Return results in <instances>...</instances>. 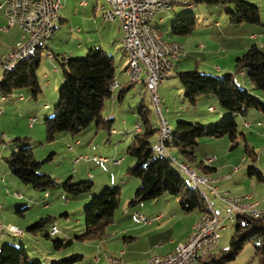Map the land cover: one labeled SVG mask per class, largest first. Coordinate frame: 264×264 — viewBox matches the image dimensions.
Segmentation results:
<instances>
[{
    "label": "rangeland",
    "instance_id": "374dc122",
    "mask_svg": "<svg viewBox=\"0 0 264 264\" xmlns=\"http://www.w3.org/2000/svg\"><path fill=\"white\" fill-rule=\"evenodd\" d=\"M2 1L0 0V3ZM247 1L261 8V15L264 22V0ZM179 2L175 3L172 7L171 14L174 15V18L168 19L165 23L159 25L158 32L165 40L169 38L168 32L171 31L176 16L194 13L200 25L203 24L205 15L210 14V12L214 13L215 17H220L216 7L197 4L196 0H179ZM81 3H86V5H82ZM106 4V0H63V8L59 11V17L62 19V22L58 25V30L53 37V41L50 42L52 51L59 54L65 53L72 48H76L82 42L81 40L84 43L86 42V45H103L104 48H108V44L111 43L108 40L107 30L109 28H107V24L102 21L103 19L101 17L104 12H102L101 6ZM188 5H193V8H188ZM220 10H223V12L226 11L224 8H220ZM3 15L4 10H0V28L7 27V21L3 18ZM221 16L226 17L227 22H230V14H222ZM205 27L204 29H198L188 39L183 40L186 41L187 45L185 51L189 54L182 61V70L198 69L197 63H201L200 70L204 68L202 66L203 63L214 67L210 69L211 71L215 67L219 68L222 64L228 66L227 68L229 69V64L232 63L231 68L234 72L237 58V56L235 57V53H241L240 55L242 56L253 45L260 46L261 42L264 41V31L257 30L259 28L257 26H246L238 30L246 31L249 27H254L258 33L262 31V34H258L260 38L252 41L248 38V33L237 32L236 35L239 37H246L245 42L248 45L247 48H226L227 53L225 54L223 50L225 48H215L217 49L215 55L210 56L206 52H210L211 48L200 50L196 48L197 42L206 41V43H211L212 40L224 41L219 39L217 29L214 31L209 25H205ZM211 30L214 31V35L210 36L209 33ZM21 35L22 31L17 26L11 27L4 34H0V57L1 55L9 53L19 42ZM92 46L89 47L91 48ZM259 49L264 52V48L260 47ZM88 50L84 55L77 57L84 59ZM115 56L117 66L116 76L120 78L125 62L120 63L122 59L120 53L117 52ZM55 65L58 71L54 70ZM3 72L4 69L0 61V77ZM36 77L41 90L37 98L33 97L31 88H24L16 91L10 97H7L8 99H4V101L0 99V224L3 226V234H7V232H11L10 234H12L11 227H14V229H22L24 235H10L12 236L10 241L14 242V245L20 248L24 246L28 253L31 254V257L41 259L43 264H51L49 263L50 260H60L74 253L83 254L87 261L95 253L91 243L76 241L75 245L58 250L54 246V241L64 240L66 237H74L82 233L81 230L85 226L84 208L91 198L88 199L87 196L73 197L67 194L62 188L41 191L24 185L11 174L5 158L9 157L12 149L17 145L16 139L21 138L26 139V144L33 148L35 158L43 162L38 170V174L40 175H50L59 182H64L71 177L72 183L91 180L94 182L93 193L96 195L100 194L107 185H114L112 183L120 182L122 179L123 183L120 186V205L114 216L115 225H112L120 227L125 224L126 215L134 210V207L130 208L129 203L134 198L135 191L138 188L135 186L137 179L130 178L128 175V168L134 165L135 160L127 153V149L133 143L137 128L136 125L141 124L138 110L142 103L151 111L150 118L155 128L160 123V130H164V123L161 117L159 120L156 114H159V110L157 107L155 109L152 98L149 95L150 93L144 92L142 88H137L127 93L123 101L117 102L114 107L116 114L114 128L122 135L119 137L112 135L109 143H105L106 141L104 142L100 137L94 139V145L97 144V146H100L97 152H88L86 145L85 147H76L75 141L78 135L73 136L69 133H61L56 136L55 140L48 141L45 119L53 117L54 115L55 107L59 102L60 89L63 81L61 64L59 61H56L55 64L49 62V50L46 49V45L43 46L41 52ZM237 80L241 88L247 89L264 103V92L255 89L248 77L238 75ZM169 85L168 83L161 84L158 92L161 99V112L169 125L172 126V129H175L179 121L204 123L202 120L205 117H210L211 120H207L210 121V124L205 125L206 129L209 130L223 116L222 112L224 111L220 108L218 101L214 102L200 99L201 101L199 100L196 106L192 107L187 103L184 104L180 99V97L182 98L181 90L183 91V88L178 79L176 80V86L171 84L172 86L169 89ZM19 96H23V99L20 100ZM211 105L216 108L214 113H210L209 111ZM45 106L48 109H45ZM131 109L135 111L131 113ZM31 118H36L32 127H30L29 123ZM195 118L199 120L196 121L194 120ZM230 118L236 120L238 124V145L235 148H231V142L226 136L221 138L203 137L199 139L196 155L198 160L204 162L205 165L217 168V172L211 176L214 177L215 181L220 182L219 184H215L219 194H229L232 197L240 196L242 198L244 196L243 193H248L254 195L257 201H261L262 203L264 202V182L258 180L255 176L248 175V168L253 164L247 150L251 148L255 151L257 160L254 165L264 174V112L251 109L245 116L236 115ZM245 123L249 125L245 126ZM115 145L119 151L117 154L114 151ZM168 152L173 155L172 157L174 159H178L179 164H184L185 159L175 148L168 147ZM95 155L106 158L110 162L104 164L98 163L93 160ZM50 156L51 159H48ZM115 156H118L123 161L119 168L113 167L114 164L112 165V160H114ZM79 158L81 159L79 160ZM187 165L193 168L191 165ZM172 167L178 170L176 166L172 165ZM234 167L241 168L238 174L241 180L238 182L236 181L238 179L237 176L229 179L224 178L228 173L230 175L232 174ZM193 169L197 173L196 175L206 176L212 180L209 176L200 173L197 168ZM178 171L186 184L193 187L194 183L188 174L180 170ZM203 189L208 195L209 191L206 188ZM19 194L23 197V202L16 198ZM85 198L86 201H83ZM170 198L172 200L170 202L172 203L171 207L177 206L179 208L178 200L176 201L172 197ZM208 198L211 204L214 205L213 208L216 210L214 211L225 217L227 214V206L225 203L217 198L220 203L218 204V202H215L216 197L214 198L210 195H208ZM21 202H26L29 206L24 218L16 213V206ZM260 208L264 210V204ZM65 213H69L68 218L65 217ZM196 213L195 211L194 214ZM36 215L38 218H35ZM47 217H51L52 221L44 226L37 235L27 231L26 225H30L29 223L32 219H36L34 221L36 222L39 219ZM15 223L19 226L14 225ZM182 224V227H184L186 221L182 222ZM53 227L59 229L60 233L54 232L52 234ZM110 228L112 227L109 226L106 229L107 236ZM234 231V223L225 224L224 229L219 234L220 244L218 253L229 248ZM46 235L50 237L47 238ZM179 245L181 244L177 246ZM111 256L115 255L112 254ZM227 264H258V259L254 257L252 242L248 241L237 255L235 261L228 262Z\"/></svg>",
    "mask_w": 264,
    "mask_h": 264
},
{
    "label": "trees",
    "instance_id": "16d2710c",
    "mask_svg": "<svg viewBox=\"0 0 264 264\" xmlns=\"http://www.w3.org/2000/svg\"><path fill=\"white\" fill-rule=\"evenodd\" d=\"M196 3L226 9L231 15L230 21L233 24L261 23L260 9L247 0H196ZM196 25L194 13L176 16L168 36L171 38L189 36L196 29ZM42 49L43 45L40 44L32 59L20 61L11 72L4 70L0 81L1 97L7 98L16 91L31 88L33 97L37 98L41 90L37 82L36 70L40 64ZM58 61L62 67L63 83L54 115L45 119L48 141L55 140L61 133L80 135L92 125L110 132L112 120L103 118V110L107 101L113 98V89L116 87L117 66L113 56L101 47H93L88 50L84 59L63 58ZM240 73L248 77L255 89L264 92V52L256 45L236 59L233 73L221 76L211 75L198 69L177 73L183 88V97L188 105L194 107L202 97H214L226 114L209 130L199 122L179 121L174 130L169 125L171 133L167 147L175 148L185 159L184 164L201 169L203 175L215 169L198 160L196 150L199 139L226 136L231 142V148H235L238 145L239 129L236 120L230 117L245 116L251 109L264 112V103L247 89L241 88L236 81V76ZM133 85L134 83L130 82L129 86L121 89L117 95L119 102L123 101L128 89ZM138 114L141 121V124H138L140 131L135 134L127 153L135 160L134 165L128 168V174L138 179L140 185L129 203L130 207L170 195L179 198V204L184 213L198 211L202 214L206 211L207 205L199 190L195 186L190 187L186 184L178 171L180 169L173 163L170 153L161 155L157 151L158 144L154 145L153 137L158 132L159 139L160 126L154 127L150 118L151 111L142 104ZM16 142L17 145L9 157L5 158V162L11 174L21 183L35 190L47 191L62 188L73 197L91 196L84 208V233L76 236L75 239L55 240V248L59 250L72 246L75 240L85 243L104 239L107 236L106 229L113 222L115 213L119 209L121 188L107 186L100 194L93 195L94 182L91 180L72 183L71 177L64 182H59L50 175H40L38 170L43 162L35 158L33 148L26 144V139L17 138ZM247 153L253 164L248 168V175L255 176L264 182V174L254 165L257 154L251 148H248ZM48 159H51V156ZM51 221V217L39 219L29 225L27 231L37 235ZM234 224L235 231L229 248L219 253L212 252L208 258L201 259L200 264L233 262L248 241L252 242L254 257L258 259V264H264V216L257 218L250 215L238 216ZM46 237L50 236L46 235ZM82 260V254L74 253L49 263L77 264ZM0 264H43V262L41 259L31 257L24 246L20 248L7 242L0 247Z\"/></svg>",
    "mask_w": 264,
    "mask_h": 264
},
{
    "label": "crops",
    "instance_id": "0c3cea01",
    "mask_svg": "<svg viewBox=\"0 0 264 264\" xmlns=\"http://www.w3.org/2000/svg\"><path fill=\"white\" fill-rule=\"evenodd\" d=\"M3 4H4V0L2 1V3H0V10H4ZM81 4L86 5V3H81ZM213 7H215V6H213ZM257 7L260 9V14H261L262 13L261 8L259 6H257ZM61 8H63V0H62ZM188 8H193V5H191V7H188ZM101 9H102V12L105 9H108V4L102 5ZM172 9L173 8H171V10H169V11H164V12L159 13L153 19L152 25L155 29H157V31L159 30L158 28H159L160 24L165 23L168 19L174 18V15L171 14ZM216 9H218L217 12H218L220 17H218V16L215 17L214 13L210 12V14H206L205 17L203 18V24L202 25L199 24V22L197 21V17H196L197 25H196V29L194 30V32H196L198 29L206 28L205 25H209L213 28L214 31L216 29L218 30L219 39L224 41V42H221V41L219 42L218 40H216V41L212 40L211 43H208V42L206 43V41L197 42L196 48H198L200 50H206L207 48H211L210 52H206L207 55H210V56L215 55V52L217 50L215 48H225V49H223L224 54L227 53L226 48H247L248 45H246V42H245L246 37L245 36L239 37L238 35H236L237 32H242V33H246V34L248 33L249 34L248 38L252 41H255V40H258V38H260V36L258 34H262V31H264V22H263L262 15H261V23L260 24H255V25L247 24V23L233 24V23H231V21L227 22L226 17L221 16L222 14H229L227 10L223 12V10H220V7H216ZM3 16H4L3 18L6 20L5 15H3ZM195 16H196V14H195ZM216 18H218L217 21H216ZM61 22H62V19L60 18L59 22L56 24V28H55L54 33L42 42V45L43 46L46 45V49L49 50V62H51L52 64H55L56 61L58 62V59L62 60L63 58H78L77 56L84 55L86 53L87 49H90L89 46H92V45H86V42L84 43V41L81 40L82 42L79 43L76 46V48H72L70 51H67L65 53L59 54V53H55V51H52V46L50 45V42L53 41V37L55 36L56 31L58 30V25ZM106 24H107V28H109V30H107L108 40L111 41V43L108 44L109 47L104 48L103 45L93 44V46L91 48L101 47L109 55L113 56L114 60H116L115 54H117V52H118L122 55V59L120 60L121 61L120 63L125 62V64H124V67L122 68V75L120 76V78L116 76V85H115L116 87L113 89V91H114L113 98H111L110 101L109 100L107 101L105 108L103 110V118L105 120H112L111 121V125H112L111 131L107 132L105 130L99 129L95 125H92L85 132L78 135L76 138L75 146L76 147H78V146H84L85 147V145H86L87 146L86 149L88 152H97L100 148V146H97V144L94 145V139H97L98 137H100L104 142L106 141L105 143H109L111 138H112V135L118 136V137L120 135H122L121 133H119L114 128V123L116 121V114L114 112V110H115L114 107H115L116 103L119 102L117 100V95L119 94L121 89L123 87H127L130 85V81H129L127 75L124 73L125 69L127 67V64H128V58H127V55H126L125 50H124V43H123V35L124 34L122 31V28L118 22H114V23H107L106 22ZM246 26H257V27H259V28H257V30H262V31H261V33H258V31H255L256 28H254V27H249V29H247L246 31L238 30V29L246 27ZM107 28H105V29H107ZM9 29H11V28H6L5 30H0V34L6 33ZM213 30L210 31V33H209L210 36L214 35ZM169 33L170 32H168V34ZM191 35L186 36V37H172V38L169 37L168 39H166V40L178 41L179 43H181L184 46V55L181 57V59H179L176 62L175 71L162 82V85H164L166 83L170 84L168 86L169 89L172 86L171 84H173V86H176V80L178 79L177 73L182 72V71H187V70H182V65H183L182 61L186 57H188V54H189L185 51V48L187 47V45H186V41H183V40L188 39V37H190ZM242 35H245V34H242ZM48 41H49V44H48ZM257 47L258 48H260V47L264 48V41L261 42V45L257 46ZM0 51H1V47H0ZM240 54L241 53H238V52L235 53V57L236 56H237V58L240 57L241 56ZM3 56L4 55H1V57H0L1 64H2V57ZM50 56H52V59L50 58ZM231 64H229V69L227 68L228 66H226L225 64H222L219 66V68L215 67V69H213V71L210 70L211 68H214V67H210L211 65H206L203 63L202 64V66H204L203 70H200L201 69L200 68L201 63H197L196 65H197L198 70L203 72V73L221 76V75L233 72V69L231 68V66H232ZM54 70L58 71V68L56 65H55ZM238 75H240L242 77H246V75L244 73L237 74V76ZM237 76H236V81L238 82ZM2 77H3V74L0 77V81H1ZM178 81H179V79H178ZM137 88L138 89L142 88L144 92L148 93L146 85L144 82L134 83V85L128 89L127 93H129L130 91L136 90ZM181 92H182L181 93L182 98L180 97V99L183 101L184 104H186V101L183 97V91L181 90ZM0 99L4 101V99H6V98L0 96ZM19 99L22 100L23 96H19ZM201 99L202 100L206 99V101H214V102L217 101L214 97H202ZM9 101H11V100H9ZM162 101L164 102L163 99H162ZM44 108L48 109L46 106ZM211 108H212V110H211ZM134 111L135 110L131 109V113ZM209 111H210V113H214L216 111V108L211 105L209 107ZM222 113H223L222 114L223 116L221 117V119H223L226 115L224 112H222ZM194 120L198 121L199 119L195 118ZM207 120H211V118L205 117L202 120V122H204L202 124H204V125L210 124L209 123L210 121H207ZM35 121H36V118H35ZM219 121H217V122H219ZM33 125H34V123L32 125L30 124V127H32ZM248 125H249L248 123H245V126H248ZM136 126H139V125L137 124ZM157 128H159V124H158ZM171 128H172V126H171ZM172 130H174V129H172ZM136 133H137V130H136L135 134ZM126 135H128V134L126 133ZM154 138L155 139L153 141H154V145L156 146L157 142H158V132L156 133ZM12 151H13V149H12ZM114 151L116 154L119 152L118 147L116 145L114 147ZM170 155L173 156L172 154H170ZM94 157H93V160L98 162V163L104 164V163L110 162L108 159H107V162H101L97 159V158H99L98 156L95 155ZM81 158H79V160ZM87 160H89V158H87ZM114 160H120L121 162L119 165H113ZM114 160H112V165L115 168H119L123 163L122 159L118 158V156H115ZM184 162H186V161H184ZM193 168H195V167H193ZM212 168H214L215 170L209 172V174H206V175L212 179V184H214V186H215V184H219L220 182L215 181L214 177L211 176L213 173L217 172V168H215V167H212ZM197 169L199 170L200 173H202L201 169H199V168H197ZM240 171H241V168L234 167V169L232 170V174L230 175L228 173V175H226L224 178L227 177L229 179V178H232L234 176H237L238 179L236 181L238 182L241 180L240 175H238L240 173ZM129 177L133 178L130 175H129ZM122 183H123V180L121 179L120 182L112 183L114 185H107V186H119L120 187L122 185ZM139 185H140V181L137 179L135 182V186L139 187ZM92 194L94 195L95 193H92ZM208 195L213 196L210 193ZM243 195L249 196L250 200L257 202L259 207H262V204H264V202L261 203V201H257V199L252 194L243 193ZM87 197H88V199H90L91 196H87ZM170 197H172V199H175L176 201L178 200V203H179V198L174 197V196H170V195H166V196H164L158 200L145 201V202H141L138 205H136L134 207V210H132L128 215H126L125 224L123 226H120V227L112 226V225H115L114 224L115 222L113 220V222L109 225L112 228H110V232L108 233V236H106L104 239H101V240L88 241L89 243H91L92 248L95 250L94 255L93 256L91 255V259L86 261L85 256L82 254L83 260L77 264H106L107 258L109 256H111L112 254L115 256H119L121 258L123 264H146L148 261V258L150 256L165 255V254H168L169 252H172L173 250L181 249V247L184 246V242L188 239V236L190 235L193 227L196 226L201 213L198 211H196L197 212L196 214H194L195 211H193L191 213H184L181 210L180 204H179V208H177V206L171 207L172 203H170V202L172 200ZM16 198L19 199V201H22V202L24 201L23 197L20 194ZM242 198H245L246 201L248 202V197H242ZM215 200H216L215 202H218V204H220L217 198ZM83 201H86V198ZM22 202L16 206V209H17L16 213L19 216L24 218L26 215L25 212H26V210L29 209V206L27 205L26 202L25 203H22ZM146 203H149V204H146ZM212 206L214 207V205H212ZM220 206H223V205H220ZM214 210H215V208H214ZM221 210H223V209H221ZM216 214L220 218H224L223 216H221V214H219L217 212H216ZM38 216H40V215H38ZM65 217L68 218L69 213H65ZM35 218H38L37 215L35 216ZM35 220L36 219H32L29 224L30 225L33 224V222ZM184 221H186V224L184 227H182V225H183L182 222H184ZM14 225H17V223H15ZM17 226H19V225H17ZM26 226L28 227L29 225H26ZM19 230H22V229H19ZM84 230H85V226L81 230V232L84 233ZM10 233L7 232V234H2L0 236V247L4 243H7V242L15 244L14 242L10 241L11 237H12L10 235H14L13 233L12 234H10ZM57 233H60L59 229H58ZM82 233H79V234L75 235L74 237H71V236L66 237L65 240L75 239L76 236L81 235ZM22 235H24V232ZM76 241L77 240L74 241L73 245H75ZM178 244H181V245L177 246ZM219 244H220V238H219L218 246L215 248V250L213 252H216V253L218 252ZM51 261H54V260H50L49 262H51Z\"/></svg>",
    "mask_w": 264,
    "mask_h": 264
},
{
    "label": "built area",
    "instance_id": "2783aa9c",
    "mask_svg": "<svg viewBox=\"0 0 264 264\" xmlns=\"http://www.w3.org/2000/svg\"><path fill=\"white\" fill-rule=\"evenodd\" d=\"M108 4L107 22H118L123 31V43H129L133 48V56H142L146 62V70L136 71L133 59L128 62L125 74L129 75L130 82H144L148 92H153V99L156 106L160 107L161 99L159 93L156 92V84H161L174 71L175 62L184 55V46L176 47L169 45L168 47H159L153 45L152 42H146L144 33H137L136 20L138 16H145V30L153 31L152 21L161 12L169 11L179 0H106ZM152 2H160L159 11L147 13V5ZM30 6H37V28L35 33H27L29 23L25 22V13ZM62 6V0H4V15L7 21V27L17 26L21 29L22 35L19 42L2 57L3 69L14 66L18 62V57L24 56L29 50H37V47L44 40L50 37L59 22V11ZM191 7V5H188ZM6 28H0L5 30ZM52 59V56H50ZM162 63H170L171 73H163ZM212 110V108H211ZM1 113V112H0ZM161 119L164 123V130H161L160 149L168 152L167 147V130L168 121L161 112ZM35 119L30 120V124ZM137 132L140 127L137 126ZM101 162H107L105 158H97ZM172 161L179 164V161L172 158ZM120 160H114V165H119ZM180 165V164H179ZM184 170V169H183ZM185 171V170H184ZM192 176V173L185 171ZM192 178L196 184H199L209 191L214 197L225 203L227 206V214L224 218L204 219L198 222V227H193L188 239L184 242V246L179 250H173L165 255H154L150 257L146 264H200L201 259L208 258L209 247L218 246L219 241H215V234H220L226 223H234L236 217L248 215L249 212H258L264 214V210L258 206V203L250 201L248 204H240V196L232 197L229 194H219L214 185H205L198 178ZM227 178V177H226ZM13 234H23V230L11 227ZM58 232L54 227L52 234ZM3 234V226L0 224V236ZM106 264H123L119 256H109Z\"/></svg>",
    "mask_w": 264,
    "mask_h": 264
},
{
    "label": "bare ground",
    "instance_id": "6f19581e",
    "mask_svg": "<svg viewBox=\"0 0 264 264\" xmlns=\"http://www.w3.org/2000/svg\"><path fill=\"white\" fill-rule=\"evenodd\" d=\"M134 1H141V0H134ZM159 9H160V2H152V3H148V5H147V13H154L155 11H159ZM107 15H108V9H105L103 14H102V19H103V21L105 23L107 22ZM36 18H37V6H30L29 9H27V11L25 13V22L29 23L28 26H27V33H35V30L37 28V19ZM107 23H111V22H107ZM145 28H146V18H145V16H138V18L136 20V31H137V33H144V37H145V41L146 42H152L153 45H157L159 47H168L169 45H173V46H176V47H183V45L181 43L177 42V41L163 39V37L160 35V33L154 27H153V31L145 30ZM124 50H125V52L127 54L129 62H131L132 59H133V64L135 65L136 71L146 70V62L143 61V57L142 56H133V48H131V45H129V43H124ZM35 55H36V50H29V52H27L24 56L18 57V62L14 66L7 67L4 70L7 71V72H11V71L15 70V68L17 67V64L20 61L30 60ZM162 70H163V73H171V65H170V63H162ZM127 77H128V79L130 81L129 75H127ZM159 85L160 84H156V92H158ZM149 93H150V96L152 98V102H153V104L155 106V109L157 107L158 110H159V114L158 113H156V114H157V116L159 117V120H160V117H161L160 107L156 106V104H155V101L153 99V92H149ZM168 126H169V123H168ZM160 129H161V126H160ZM170 133H171V128L169 126L168 130H167V141L170 138ZM158 140H159V143H157L158 144L157 151L161 155H164L166 152H164V151H162L160 149L161 130H160V133H159V139ZM173 163L182 172L188 171V172L192 173V176L194 178H198L199 180L204 182L205 185H213L212 184V180H210L206 176H198V175H196L197 173L194 172V169H192L191 167L187 166L186 164H182L181 163L179 165L178 163H176L174 161H173ZM186 174H188V173H186ZM188 176L193 181L194 186L199 190V192L203 196V198L205 200V203L207 205L206 211L203 212L200 215L198 222H200L201 220H204V219H209V216L211 218H218L219 216H217L216 212L214 211V208H213V206H212V204H211V202H210V200L208 198V195L206 194V192L203 189V188H206V187H203V186H201L199 184H196L195 180L192 178V176L189 175V174H188ZM240 204H248V203L246 202V199L240 198ZM248 215L253 216L255 218L264 216V214L261 215V213H258V212H249ZM198 222H197L195 227H198ZM215 241H219V234H215ZM216 247L217 246L209 247V254H212V252L215 250Z\"/></svg>",
    "mask_w": 264,
    "mask_h": 264
}]
</instances>
